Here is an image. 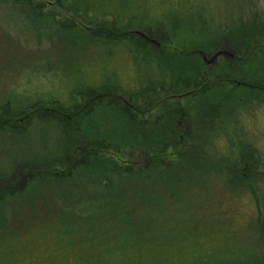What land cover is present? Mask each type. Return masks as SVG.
<instances>
[{
    "label": "rangeland",
    "instance_id": "rangeland-1",
    "mask_svg": "<svg viewBox=\"0 0 264 264\" xmlns=\"http://www.w3.org/2000/svg\"><path fill=\"white\" fill-rule=\"evenodd\" d=\"M60 1L61 6L56 0H32L27 5L0 2V109L15 115L10 118L15 127L0 129V194L6 196L0 201V220L5 218L6 226L0 232V264H148L144 258L146 249L156 247L161 237L167 240L157 250L161 255H178L177 249L189 250L186 254L197 247L206 253L248 252L261 246L259 234L264 236V231L261 224L258 229L254 224L259 212L264 216V100L243 93V97L229 103L237 105L226 119L236 150L240 147L243 155L258 160L256 172L261 181L254 183L257 204L248 191L236 184L212 182L224 189L215 187L208 191L205 201L194 199L187 203L186 213L170 221L160 220L158 224L167 223L161 237L149 238L142 230L134 232L130 228L136 219L122 214L124 203L128 204L125 197L110 199L109 237L103 236L101 230L92 234L77 229L73 215L54 212L63 207L59 201L63 189H99L87 185L78 170L65 172L64 159L78 153L74 145L78 147L88 137L101 136L108 127L110 140L121 134L116 131L118 124H112L119 117L113 111L110 116H102L98 110L89 125L83 118L72 130L68 123L52 119L47 110L59 104L64 111L82 102L86 90L106 84L130 93L156 81L191 79L183 78L184 72L190 77L191 61L204 63L206 56L211 62L219 51L231 55L220 58L241 60L226 44L235 46L237 39L232 31L239 21L241 27L258 26L264 33V0H193L192 9L191 0H110L106 5H101L100 0ZM139 4L150 10L134 7ZM103 13H110V19H105L106 28L101 27ZM120 15L124 17L122 22L130 17L136 23L115 25L114 17ZM106 29L110 35L97 37ZM192 49L201 53L193 56ZM183 56L189 58L188 62L182 61ZM218 58L205 64L214 65ZM263 71L264 67L259 68L260 76ZM36 104L38 109L27 114ZM52 114L62 112L55 109ZM63 118L71 120L67 115ZM223 146L219 143L216 149L221 151ZM129 156L110 149V157L117 161H127ZM31 175H37V182L21 194L19 186ZM201 188L195 185L191 190L204 193L205 188ZM8 191H14L15 198L5 206ZM126 192L129 191L124 188L117 190L119 194ZM86 208L91 209L88 205ZM46 210L51 212L47 214ZM187 214L196 222L188 220ZM261 223L264 226V220ZM24 224L29 226L11 231ZM205 230L209 235L202 242L185 235L194 237ZM162 261L168 264L171 258L168 255Z\"/></svg>",
    "mask_w": 264,
    "mask_h": 264
},
{
    "label": "trees",
    "instance_id": "trees-1",
    "mask_svg": "<svg viewBox=\"0 0 264 264\" xmlns=\"http://www.w3.org/2000/svg\"><path fill=\"white\" fill-rule=\"evenodd\" d=\"M106 1L110 4V0H100V4L106 5ZM0 2L27 5L31 4L32 0ZM56 2L61 6L60 0ZM193 6L194 2L191 0L190 9ZM134 7H145V12L150 10L145 4ZM101 17V27L106 28L105 19H110V13H103ZM121 19H124L122 15L114 17L115 25L121 26L127 21L136 23L131 21L130 17H125L126 22ZM240 24L241 21L232 31L237 39L235 46L230 42H226V46L236 51V55L242 57L241 60L219 57L214 65L194 60L190 63V77L185 76L186 72L183 73V78L191 79L156 81L130 93L106 84L99 89L86 90L84 99H80L82 102L64 111L59 104L48 108L47 112H50L52 119L59 123H68L72 130L83 118L89 125L98 110L102 116H110V111H113L119 117L112 124H118L116 131L121 134L118 139L110 140L108 127L102 130L101 136L88 137L83 145H74L73 148L78 153L64 159V167L67 168L65 172L78 170L84 175L87 185L99 189L84 191L77 187L75 191L70 192L63 189L59 200L63 207L54 210L55 213L73 215V225L77 229L87 230L92 234L101 230L103 236L109 237L110 199L125 197L128 204L123 202L126 207L122 214L134 216L136 219L130 228L134 232L142 230L149 238L152 235L161 237L160 232H164L167 223L158 224L160 220H173L176 216L186 213L187 203L194 199L205 201L208 191L215 190V187L224 189L212 182L236 184L248 191L257 204L254 183L260 179L256 172L258 160L253 156L243 155L240 147L236 150L226 121L237 105L229 104L234 101L233 98L243 97L245 93L250 94L253 99L264 100V75H259V68L261 70L264 67V33L258 26L252 28L250 24H246L241 27ZM144 34L149 37V32ZM95 35L97 36L96 33ZM102 35H110V30H104L97 37ZM192 51L191 55H199L200 50ZM211 52H208V55ZM171 57L172 60L175 59L173 55ZM183 57L185 58H181L182 61L188 62L189 58ZM238 64V70L232 72ZM235 81L244 82L245 85H237ZM187 92L190 93L185 94ZM180 94L185 95L179 97ZM122 101L125 103L116 104ZM212 102L215 104H210ZM54 107L62 114L54 116ZM36 109L38 104L26 112L32 113ZM23 112L25 111L21 110V113ZM66 115L70 121H65L63 117ZM10 118H15V115H10L5 108H1L0 129L4 130L5 126L15 127ZM144 133L148 135L143 136ZM219 143L226 146H223L221 151L216 149ZM110 149L119 153L125 152L130 156L127 161H117L110 157ZM36 176L31 175L28 181L19 186L18 191L23 194L28 186L37 182ZM195 185L205 188L204 193L200 189L191 190ZM119 188L129 192L119 194ZM183 188L188 191L185 193ZM7 193L9 197L4 203L5 206L15 198L14 191ZM5 198L1 193L0 201ZM87 205L91 207L90 210L86 208ZM0 207L3 209V205ZM49 212L51 211L46 210L47 214ZM186 218L196 222L192 215L187 214ZM263 218L259 212V218L254 225L258 229L261 224L264 231L261 223ZM4 222L5 218L2 217L0 232L6 230ZM28 226L24 224L23 228L13 230L8 228L11 231H20ZM185 235L187 239L198 238L202 242L209 233L206 234L205 230L194 237ZM259 238L263 244L248 252L234 253L223 250L221 253L213 250L206 253L202 247H197L186 254L184 252L189 250L177 249L176 251L180 252L178 255H172V252L161 255L157 250L167 242L161 237L156 247H147L144 258L148 264H167L162 259L168 255L171 258L168 264H264V236L259 234Z\"/></svg>",
    "mask_w": 264,
    "mask_h": 264
},
{
    "label": "water",
    "instance_id": "water-1",
    "mask_svg": "<svg viewBox=\"0 0 264 264\" xmlns=\"http://www.w3.org/2000/svg\"><path fill=\"white\" fill-rule=\"evenodd\" d=\"M138 34L141 35V36H144L142 33H141V34L138 33ZM219 56H225V57H226V56H231V55L227 54L226 52L219 51V52H217V53L211 58V62L208 61V60L206 59V56H204L203 59H204V62H206L207 64H211V63H214L215 60H216Z\"/></svg>",
    "mask_w": 264,
    "mask_h": 264
},
{
    "label": "bare ground",
    "instance_id": "bare-ground-1",
    "mask_svg": "<svg viewBox=\"0 0 264 264\" xmlns=\"http://www.w3.org/2000/svg\"><path fill=\"white\" fill-rule=\"evenodd\" d=\"M155 44H156V46H158V47L160 46V45H159V44H157V43H155ZM160 44H161V43H160Z\"/></svg>",
    "mask_w": 264,
    "mask_h": 264
},
{
    "label": "flooded vegetation",
    "instance_id": "flooded-vegetation-1",
    "mask_svg": "<svg viewBox=\"0 0 264 264\" xmlns=\"http://www.w3.org/2000/svg\"><path fill=\"white\" fill-rule=\"evenodd\" d=\"M147 39V36H144ZM205 63V62H204Z\"/></svg>",
    "mask_w": 264,
    "mask_h": 264
}]
</instances>
